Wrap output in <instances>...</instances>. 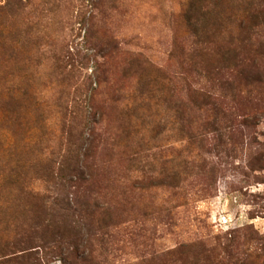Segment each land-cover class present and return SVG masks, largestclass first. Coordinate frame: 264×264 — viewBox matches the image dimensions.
Masks as SVG:
<instances>
[{
  "label": "rangeland",
  "instance_id": "rangeland-1",
  "mask_svg": "<svg viewBox=\"0 0 264 264\" xmlns=\"http://www.w3.org/2000/svg\"><path fill=\"white\" fill-rule=\"evenodd\" d=\"M204 11L0 0V264H264V0Z\"/></svg>",
  "mask_w": 264,
  "mask_h": 264
},
{
  "label": "trees",
  "instance_id": "trees-1",
  "mask_svg": "<svg viewBox=\"0 0 264 264\" xmlns=\"http://www.w3.org/2000/svg\"><path fill=\"white\" fill-rule=\"evenodd\" d=\"M198 1L196 3H193L192 0H190V7H197V12L200 15V16L198 15L199 18L197 20L198 21L201 20V25L203 26L202 29L203 32L200 33L199 35H202V38L206 37V41H209L210 38L212 37V34L208 33V30L206 29L205 25L211 22V17L208 15L207 12L204 11L205 2L207 0H198ZM211 1H214L216 6L221 3V0H211ZM260 14L261 12L256 14L254 13V16L259 17ZM225 39L226 41L224 43ZM251 39H252L251 36H248L247 38V34H242V32L229 34L228 37L222 39L217 51V54L219 55V63L223 64L229 62V64L231 65H237L239 61H242L241 59L242 52L247 51V40L251 41ZM240 73L243 76H247V71L245 70V68L242 69ZM76 150H77L76 154L80 155L82 146H79L78 148H76ZM89 150L90 149L88 148V151L86 152L88 153Z\"/></svg>",
  "mask_w": 264,
  "mask_h": 264
}]
</instances>
